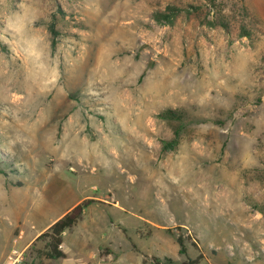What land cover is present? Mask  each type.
<instances>
[{
    "label": "rangeland",
    "instance_id": "374dc122",
    "mask_svg": "<svg viewBox=\"0 0 264 264\" xmlns=\"http://www.w3.org/2000/svg\"><path fill=\"white\" fill-rule=\"evenodd\" d=\"M0 168V264H264V0H0Z\"/></svg>",
    "mask_w": 264,
    "mask_h": 264
},
{
    "label": "trees",
    "instance_id": "16d2710c",
    "mask_svg": "<svg viewBox=\"0 0 264 264\" xmlns=\"http://www.w3.org/2000/svg\"><path fill=\"white\" fill-rule=\"evenodd\" d=\"M176 7H167L164 11H158L156 13V18L158 21L167 19L170 22H173V18L177 15ZM171 145V144H170ZM3 172V169L0 168V173ZM92 199H85L71 210L66 212L62 217L56 220L48 230L40 235L49 237V250L46 252V256L49 259L60 258L65 256L64 249L62 247L64 233L74 227L76 223L82 218L87 207L93 202ZM178 243L180 245V251L182 253L186 252L184 241L181 237L178 238Z\"/></svg>",
    "mask_w": 264,
    "mask_h": 264
},
{
    "label": "crops",
    "instance_id": "0c3cea01",
    "mask_svg": "<svg viewBox=\"0 0 264 264\" xmlns=\"http://www.w3.org/2000/svg\"><path fill=\"white\" fill-rule=\"evenodd\" d=\"M79 203H80V202H79ZM79 203H77V204H79ZM77 204H76V205H77ZM76 205H74V206H76ZM72 208H73V207H72Z\"/></svg>",
    "mask_w": 264,
    "mask_h": 264
}]
</instances>
